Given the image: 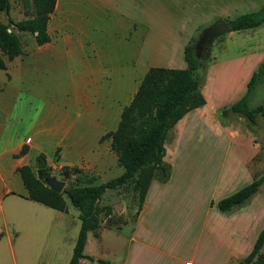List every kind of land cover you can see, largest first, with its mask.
<instances>
[{
	"label": "rangeland",
	"instance_id": "rangeland-1",
	"mask_svg": "<svg viewBox=\"0 0 264 264\" xmlns=\"http://www.w3.org/2000/svg\"><path fill=\"white\" fill-rule=\"evenodd\" d=\"M32 1L9 0V13L5 15L0 12V22L7 23L8 17L14 22L31 19L34 16ZM65 6L59 19L50 23V43L47 47L37 46L32 34L14 31L20 39L21 54L11 60L5 70H0V89L8 92L14 100V103L10 99L7 101L6 113L0 111V136L5 127V134L10 131L11 135L16 133L25 139L35 122L50 121V107L55 112H62L63 106L64 109L66 106L70 120H76L71 139L61 144L58 156L55 150L49 148L48 140L44 146L48 159L42 160L46 163L44 169L49 177L62 182L64 188L98 185L123 172L112 151V168L94 179H89V175L81 169H78V173L71 172L64 176L63 167L59 165H79L81 156L96 149L100 133L116 129L122 108L129 104L143 75L151 68L147 64L155 65L158 62L152 58H169L174 48L192 34L189 31L192 28V16L203 18L201 11L211 6H204L203 0H68ZM232 9L240 15L256 11L258 7L250 0H239L236 8ZM143 12L146 16L150 14L151 20L155 21L150 31L149 48L145 46L144 49L142 39L145 28L140 25L133 27V20L140 19ZM214 23L202 22L194 39L199 42L201 31ZM255 54L257 58L260 54L264 55V23L251 30L225 33L212 42L209 52L205 51V61L201 64L204 75L202 86H208L207 92L215 95L217 104L221 106L210 119L220 124L228 123L240 135L231 136L228 140H225V136L221 139L218 136L217 139L211 131L215 123L210 126L208 119L201 127V142H186L184 138L178 143L173 129L167 132L163 162L171 170V181L165 184L163 192L158 196L160 191L158 198L151 203L156 188L153 185L149 205L143 209L135 236L147 248L174 252L181 245H189L190 233L207 216L206 201L222 195V187L228 184L224 176L228 171L231 175L236 174L240 170L237 160L251 152L250 137L257 151L248 163L249 175L253 178L264 173V117L259 116L256 124L251 125L239 115L231 114L226 118L220 115L222 109L243 95L242 78L253 69L255 62H259V59L251 57ZM1 57L5 63L9 61L5 56ZM212 59L215 63L210 66ZM87 71L93 73V81L88 87L91 94L82 90L79 95L81 77ZM85 98L89 99L93 107L90 111L84 110ZM100 101H103L104 110V120L101 122L97 111ZM258 106L264 109V76L248 100L250 109ZM76 131L82 133L81 144L71 145ZM177 145L183 150H193V158H185L189 155L184 156L182 150L177 155ZM230 147L231 153L227 156L226 150ZM31 159L29 167L36 175L39 161ZM233 164L235 168L232 170ZM221 168L220 177L224 178H220V185L214 188ZM160 178L159 174L154 181L160 183ZM65 202L67 210L73 214L79 213L67 198ZM242 208L247 210L246 241L254 242L264 225V184L239 209ZM6 212L4 203L0 207V234L3 233L2 214ZM97 212L98 227L89 235L84 253L101 258V263L86 260L84 264H120L139 212L137 191L133 185L105 191L97 203ZM70 229L69 237H72L73 226ZM251 230H255L254 235ZM101 234L104 242L98 245ZM132 247L137 248V245L133 244ZM147 248L141 256L143 264H168L165 257L156 258ZM23 249L24 254L20 253L18 247L11 251L7 239L2 238L0 264H31L34 256L31 255L30 245ZM261 253L264 255V245ZM47 255L46 247L43 246L42 257Z\"/></svg>",
	"mask_w": 264,
	"mask_h": 264
},
{
	"label": "crops",
	"instance_id": "crops-1",
	"mask_svg": "<svg viewBox=\"0 0 264 264\" xmlns=\"http://www.w3.org/2000/svg\"><path fill=\"white\" fill-rule=\"evenodd\" d=\"M250 1L253 5H257L258 9H260L264 3L263 0ZM67 2L68 0H56L54 10L49 16L51 19L49 18L47 24V33L49 38L50 23L54 19H59L61 13L64 12ZM238 2L239 0H203L204 6L209 4L211 7L207 9L204 8L205 10L201 11L203 18H196L194 15L192 16L190 21L192 28H189V31H191L192 34L174 48L169 58H163V60H161V58H152L158 62H156L155 65L147 64V67L163 66L164 68L167 67L171 69H185L187 65L183 55L184 47L189 41L195 38V35L199 32L202 22L209 23L217 22L219 20L227 21L235 19L236 17L242 15L237 14L238 12L231 11L233 10V7L236 8ZM158 17L160 16L158 15ZM205 17L207 18L204 21ZM133 22L134 28L136 27L135 25H140L143 27V29L145 28L146 33L143 36L142 45L143 49L145 46L149 48L150 31L152 26H154V19L151 20L150 14H147L146 16L143 12L142 17L140 19H134ZM187 22L189 23V21ZM65 24L66 23H64V25ZM247 30L251 29L242 31ZM233 32L234 31H230L228 33L232 34ZM49 43L50 41L42 46L47 47ZM251 57L257 58L256 54L251 55ZM263 58V54L258 55L257 59H259V62H257V64L255 62L253 69L246 77L244 76L242 78L243 93L245 91L244 87L246 86L247 81ZM164 60L166 62L162 63ZM10 62L11 61L6 62L5 65L8 66ZM210 63V66H212L215 62L212 59V62ZM92 74L93 73L87 71L81 77L83 79L81 80L82 87L79 88V95L81 94L82 90H86V93L88 92L91 94L88 87L90 86V81H93L91 79L93 77ZM207 87L208 86L206 84L205 86L201 87V94L205 100V104L192 111H189L171 128L176 135L178 143L184 138L186 139V142H201L203 139L201 127H203V122H206L207 119V123H209L210 126L215 123V126L212 127L213 129L211 131L215 134L216 138L219 136L221 139V137L223 138L225 136V140H228V138L231 136L235 137L236 134L240 135L235 132L228 123L220 124L219 122H213L210 119L214 112L219 110L221 106L217 104L218 101H216L217 98L215 95H209L210 92H207L209 91ZM9 99L11 100V103H14L13 98L10 97L8 92H0V111H5L6 113L5 109H7V101ZM102 105L103 101H100V104H98L97 107V111L99 112L98 118L100 119L99 122L104 120V114L102 113L104 110ZM66 108L67 107L65 106L64 109L63 106L62 112H55V109L50 107L48 113L50 121L45 122L42 120L35 122L30 128V132L25 139L18 137L16 133L11 135L10 131L6 132L5 134V127L4 133L0 136V207H2L4 203L7 206V212L2 214L3 233H1L2 236L0 237V240L2 238L7 239L11 251L18 247L20 253L23 252V254L24 249L22 251V248L30 245L31 255L34 256L31 260V264H68L80 228V221L78 219L79 213L73 214L69 211V209L66 213L59 212L40 203L26 199L25 197L27 195V191L22 184L19 174L16 172L18 167L24 165L29 166L33 160L31 158L35 159L40 154L44 155L47 160L48 157L44 153V146L48 140L50 142L49 148H51V150H55V155L58 156L61 144H64L66 141L71 139V131L76 123V120H70L69 113ZM90 108L93 109L89 99L87 100V98H85L84 110L90 111ZM10 114L11 112H9V115ZM85 116L87 117V115ZM198 116L201 118L195 119V117ZM108 132L111 131H105L98 135L96 149L89 154H84L81 156L79 159V165H73L71 163V165H67V167L81 169L84 174L89 175V179H94V177L99 176V174L111 169L113 164L110 150V139L107 138L103 141H99L100 138ZM81 135L82 133L76 131L75 135L72 137L71 145L81 144ZM227 143L229 144V141ZM249 144L251 145V152L248 153L245 158L237 160V165L239 166L240 170L233 175H231L230 171H228L227 175L224 176L227 178L228 184H225L222 187V195L217 199H208L206 201L207 216H205L204 220L199 222L196 225V229L190 233L189 245L185 244L181 245L180 247L177 246L179 249H176L177 247H175L176 250H174V252H166L162 249L151 247L147 248V245L141 241H138L137 237H135L138 233V226L140 224L141 216L143 215V209H146L149 205V195L152 194L153 185H156V188L153 192V196L151 197V203L163 192V188L166 186L165 184L168 181H171V175H169V178L164 183L156 182L153 179L148 187L135 222L133 223L131 236L128 240L129 246L127 247L125 256L120 264H143L141 262V256L144 252H146V248L150 253L152 252L153 256L156 258L165 257L168 261V264H240L241 261L250 253L255 242H252V240L248 242L246 241L247 229L245 225V217L247 210L244 208H235L226 214H222L217 211L215 205L219 200L232 195L244 186L251 183L253 178L249 175L247 166L249 161L256 154L257 149L253 145L251 137L249 138ZM23 146L27 147L26 153L24 155L17 156ZM164 148L166 149L165 140ZM230 149L231 147L226 150L227 156H229L231 153ZM175 152L177 155H179L180 152L184 156L188 154L189 156L185 158H193L192 156L194 154L193 150L190 148L183 150L179 145H177L175 148ZM32 153L34 154L33 156H31ZM113 160L115 159L113 158ZM59 166L64 167L65 165L60 164ZM234 168L235 165L233 164L231 169L233 170ZM221 171L222 168L219 170V174H217L218 178L215 179L216 182L214 183V188H217V186L220 185L221 180L219 179L223 177H220ZM252 224L249 226L248 230L251 229ZM72 226L75 233L73 232L72 237H69L71 231L70 227ZM260 231H258V234ZM254 233L255 230H251V234L254 235ZM89 235H91V232L87 233L84 248L86 247ZM45 240L48 241L46 242ZM100 240L101 242L98 245H101L104 242L103 234L100 235ZM133 244H136L137 248L132 247ZM43 246L46 247V253H48L47 257H42ZM83 254L88 256L84 253V251ZM88 257H91L94 261L101 259L94 256ZM86 260L88 259H81L79 264H84Z\"/></svg>",
	"mask_w": 264,
	"mask_h": 264
},
{
	"label": "trees",
	"instance_id": "trees-1",
	"mask_svg": "<svg viewBox=\"0 0 264 264\" xmlns=\"http://www.w3.org/2000/svg\"><path fill=\"white\" fill-rule=\"evenodd\" d=\"M55 3L56 0H33L34 16L31 19L14 22L8 17L7 23L0 22V70L6 69L1 55L11 61L21 54L20 39L15 32L36 33L34 41L37 46L50 41L47 24ZM0 12L8 15L9 0H0ZM226 23L230 31L234 32L260 26L264 23V3L257 11L242 14ZM205 51L204 45L197 42V39H192L183 50L187 65L185 69L151 67L146 71L131 101L122 109L116 129L99 140L110 139V149L123 169L118 177L98 185L66 187L61 193H57L45 185L43 178L48 176L45 169L37 170L36 175L27 165L16 169L27 191L26 199L66 213L67 198L79 211L80 228L68 264H79L84 258L93 261L83 251L87 233H92L98 227L97 203L105 191L133 185L140 209L151 181L159 174L162 183L169 178L170 168L163 162L164 140L177 121L189 111L205 104L201 94L204 81L201 64L205 61ZM263 76L264 58L247 81L243 95L229 107L222 109L220 115L224 118L231 114L239 115L251 125L256 124L259 116L264 117L262 106L254 109L248 107V100ZM26 151L27 147L23 146L17 156L24 155ZM36 159L42 161L45 157L40 154ZM62 169L64 176L79 172L74 167L64 166ZM263 184L264 173L253 177L250 184L219 200L215 205L217 211L226 214L244 206ZM263 245L264 227L241 264H264V255L261 253ZM98 262L101 263L99 260Z\"/></svg>",
	"mask_w": 264,
	"mask_h": 264
},
{
	"label": "water",
	"instance_id": "water-1",
	"mask_svg": "<svg viewBox=\"0 0 264 264\" xmlns=\"http://www.w3.org/2000/svg\"><path fill=\"white\" fill-rule=\"evenodd\" d=\"M228 32H230V29L226 21L220 20L214 23L213 25L202 30L201 33L199 34L198 41L202 45L206 44V50L207 52H209L212 42L216 38ZM34 35H36V33H34ZM205 63L206 62L203 63L204 66H205ZM45 166H46L45 162L39 161L37 165V170H42L45 168ZM43 181L46 186L53 189L57 193H61L64 189L63 183L53 179L52 177L46 176L43 178Z\"/></svg>",
	"mask_w": 264,
	"mask_h": 264
},
{
	"label": "flooded vegetation",
	"instance_id": "flooded-vegetation-1",
	"mask_svg": "<svg viewBox=\"0 0 264 264\" xmlns=\"http://www.w3.org/2000/svg\"><path fill=\"white\" fill-rule=\"evenodd\" d=\"M202 45V44H201ZM205 48H206V44H204Z\"/></svg>",
	"mask_w": 264,
	"mask_h": 264
}]
</instances>
